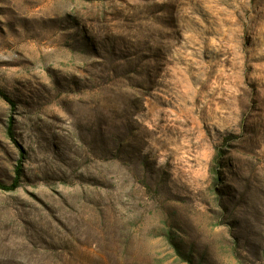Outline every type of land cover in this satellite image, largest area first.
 Segmentation results:
<instances>
[{"label": "rangeland", "instance_id": "obj_1", "mask_svg": "<svg viewBox=\"0 0 264 264\" xmlns=\"http://www.w3.org/2000/svg\"><path fill=\"white\" fill-rule=\"evenodd\" d=\"M0 88V264H264V0H0Z\"/></svg>", "mask_w": 264, "mask_h": 264}, {"label": "trees", "instance_id": "obj_2", "mask_svg": "<svg viewBox=\"0 0 264 264\" xmlns=\"http://www.w3.org/2000/svg\"><path fill=\"white\" fill-rule=\"evenodd\" d=\"M0 97L6 101L8 104H10L13 107L14 102L5 94V92L0 88ZM11 128L9 127V135H11ZM17 177L13 181L11 185H5L2 182H0V190L5 192H12L15 191L19 187V176L21 175L20 168L16 169Z\"/></svg>", "mask_w": 264, "mask_h": 264}]
</instances>
